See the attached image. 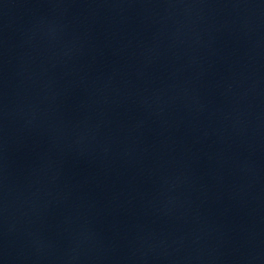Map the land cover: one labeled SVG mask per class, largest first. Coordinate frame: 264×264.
Listing matches in <instances>:
<instances>
[{
	"label": "water",
	"instance_id": "1",
	"mask_svg": "<svg viewBox=\"0 0 264 264\" xmlns=\"http://www.w3.org/2000/svg\"><path fill=\"white\" fill-rule=\"evenodd\" d=\"M0 178L18 264H264V0H0Z\"/></svg>",
	"mask_w": 264,
	"mask_h": 264
}]
</instances>
